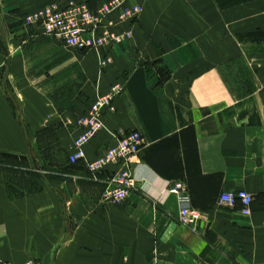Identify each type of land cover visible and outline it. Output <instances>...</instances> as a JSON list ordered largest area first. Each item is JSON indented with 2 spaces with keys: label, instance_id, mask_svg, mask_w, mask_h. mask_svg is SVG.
I'll list each match as a JSON object with an SVG mask.
<instances>
[{
  "label": "crops",
  "instance_id": "crops-1",
  "mask_svg": "<svg viewBox=\"0 0 264 264\" xmlns=\"http://www.w3.org/2000/svg\"><path fill=\"white\" fill-rule=\"evenodd\" d=\"M235 1L134 0L141 15L123 26L130 39L107 53L111 64L101 69L104 51L77 52L37 33L9 35L14 15L38 5L0 0V155L30 158L32 139L37 147L46 132L72 153L79 117L114 82L122 92L104 117L105 130L85 147L87 159L128 131L144 138L129 169L111 165L92 176L82 162L59 163L51 175L39 170L47 177L18 197L0 172V259L264 264V65H252L254 47L264 61V0ZM222 58L232 65L243 60L255 91L241 99L251 106L243 120L211 131L209 115L199 111L236 103L231 93H215L237 87L221 85ZM152 62L168 72L162 83ZM127 169L135 184L127 200L119 206L103 200L108 177ZM177 181L186 183L200 214L194 230L178 221V201L167 193ZM238 191L253 198L248 216L239 202H219Z\"/></svg>",
  "mask_w": 264,
  "mask_h": 264
},
{
  "label": "built area",
  "instance_id": "built-area-1",
  "mask_svg": "<svg viewBox=\"0 0 264 264\" xmlns=\"http://www.w3.org/2000/svg\"><path fill=\"white\" fill-rule=\"evenodd\" d=\"M130 0H109L93 11L78 0H68L62 3L51 4L43 10L30 14L25 18L26 23L36 24L44 34L52 35L63 44L77 49L87 47L110 48L114 44H119L124 39L125 33L115 34L114 30L122 22L134 21L140 11L137 5H129ZM113 15H118V19H112ZM106 19L107 25H102ZM105 29V30H104ZM89 36V38H84ZM116 37V38H115ZM108 57L103 60V64H109ZM121 87L112 85L106 94L97 96L89 106V109L82 115L77 124L80 135L74 142V153L70 155V163L85 164L86 170L96 176L106 170L108 166L115 162L125 164L130 157L137 155L144 139L137 131H128L117 138L115 145L105 149L93 160H88L84 153V146L104 128L103 116L114 110L113 99L120 94ZM107 184L103 190V200L116 206L122 205L133 189L134 180L128 170L119 171L108 177ZM168 194L176 197L179 204L178 221L193 230L197 226L200 218L199 212L192 206L191 196L185 182L177 181L171 185ZM253 198L244 191L223 193L219 202L230 207L240 203L243 207L242 213L250 215V206ZM0 264H12L0 259ZM24 264H42L35 259H29Z\"/></svg>",
  "mask_w": 264,
  "mask_h": 264
},
{
  "label": "rangeland",
  "instance_id": "rangeland-1",
  "mask_svg": "<svg viewBox=\"0 0 264 264\" xmlns=\"http://www.w3.org/2000/svg\"><path fill=\"white\" fill-rule=\"evenodd\" d=\"M33 1L35 2V4L38 5V8H36V10H34V11L27 12V13H24L21 15H14L13 23H11V25H9V30H10L9 35L13 34L14 36H25L27 34H36L37 33L40 36L50 37V38H53L54 40L58 41V39L54 38V36L44 34L38 25H36V24H29L28 25L25 21V18L30 14H33V13H36V12L43 10V8L47 7V4L49 2L61 3L62 1H68V0H42V1L41 0H33ZM78 1H80L81 3H83L84 5L89 7L91 11H93L94 9H97L98 6L100 7L102 4H104L105 2H107L109 0H78ZM131 1L132 0H130V2ZM239 1L243 2L245 0H236L235 3L236 4L241 3ZM135 5L139 6L138 4H135ZM254 11H256V10H254ZM140 15H141V8H140V11H139L137 18L134 20L135 22L132 21V23H129V24H127V23L123 24L124 23L123 22V23L117 25V28L114 30L115 31L114 33L117 34V33L122 32V33H125V36H126L124 39H122V43L124 41H126V39L127 40L130 39V36H131L129 34L130 31L124 30L123 26L128 25L129 27H131V25L138 22ZM240 17H241V15H240ZM240 17H238V19ZM31 32H33V33H31ZM258 42H256V43L253 42V43H254V45H258V46L261 45V42H259V43ZM3 44H4V40H2V41L0 40V47L1 48H3ZM59 44L67 46V45L63 44V42L59 43ZM238 44H240V42H238ZM117 45H120V43L116 44V45L114 44V46H112V48H114ZM4 46H5V44H4ZM67 47L72 48L73 50H75L77 52H83V51L87 50V48H82L79 50L75 47H70V46H67ZM254 48H256V49H254V52H253L254 54H253L252 65L254 67L257 65H264V61H263V63H261L262 58L260 57L261 56V52L259 51L260 49H258V47H254ZM103 49L105 51L103 54L110 53V51H111V47L110 48H103ZM107 49H108V52H106ZM240 61H243V60L238 59L236 61L237 64L234 63L235 65L233 64L234 65L233 66L232 63H230L228 61V59L224 60V58H222L221 64H222V68H224V70L220 73L221 85L228 86L232 82H235L234 84H236L237 87L236 88H230V89L221 88L219 90H215L216 91L215 93L216 94L219 93L220 97H228L229 93H231L236 98V103L231 104V105L218 104L216 106L208 107V108H205V109H202L199 111L200 114H203L205 116L209 115V118H207L206 120L210 124L209 130H211V131L221 130L226 125H230V124H233L239 120H243L245 118L246 114L250 113V107H251L250 103H246L245 101H242L241 99L246 97V96H250L255 91L254 86L253 85L251 86V84H253L254 80H256V79L254 77L255 75H252L251 73H246L245 66ZM110 64H111V62L107 66H109ZM150 67H152L153 76L157 79L158 83H160V82L162 83L163 80L166 79V77L168 75V72H166V69L159 66V64L157 62L150 63ZM229 70H231V72ZM116 84H118L121 87L119 82H114L109 86V88L112 85H116ZM109 88L107 89V91L109 90ZM121 92H122V87H121ZM121 92H120V94H121ZM189 92H190V90H189ZM193 93L196 94L198 92H196V90H194ZM104 94H106V92L101 93V96ZM204 95L205 96L213 95V90H205ZM90 105H91V102H90L89 106ZM105 115L103 116V121H104ZM103 130H105V124H104V128L102 130H100L97 133V135L99 133H101ZM132 131H134V130H132ZM95 137L91 138L90 141L86 144V146ZM33 141H35V140L32 139L31 144L33 146L32 148L34 149V152L31 153L30 158H27V157L26 158H20V157L18 158L15 156L0 155V172H2L4 174V178L8 182V186L12 189V191H13L12 195L14 197H18V195L21 194L23 191H26V192L35 191L36 188L38 187L39 180L45 179L47 177L46 176L47 174L51 175L54 172H56L55 170L58 168L59 163L65 162L69 165H74V164L70 163L71 153L66 152L64 150V148L62 147V146H64L63 145L64 143L62 142L61 146H58V145L55 146L53 144L54 143V136L49 135L48 132H46L44 137L40 136L38 138V143H37L38 148L35 146V144H33ZM135 156L136 155L127 159L125 164L122 162H115V164H113V165H121V166H123V168L129 169L130 168L129 167L130 161ZM42 163H45L44 166H46V167H44V168L39 167V166H41ZM39 170H43L44 172H46V175H43L42 173H40L41 171H39ZM111 175H113V174H111Z\"/></svg>",
  "mask_w": 264,
  "mask_h": 264
},
{
  "label": "bare ground",
  "instance_id": "bare-ground-1",
  "mask_svg": "<svg viewBox=\"0 0 264 264\" xmlns=\"http://www.w3.org/2000/svg\"><path fill=\"white\" fill-rule=\"evenodd\" d=\"M62 2H64V1H62ZM62 2H61V3H62ZM48 4L51 5V4H54V2H49ZM48 4H47V6H49ZM132 4L135 5V4H137V3H134V0H132L131 2H129V5H132ZM112 19L117 20V19H118V15H113V16H112ZM134 22H135V21H134ZM122 23H123V22H122ZM126 23L129 24V23H132V22H126V21H125L123 24H126ZM102 25H104V26L107 25L106 19L103 21ZM84 38H85V39H86V38H89V36H85ZM57 42H58V43H62L60 40H58ZM121 43H122V42H121ZM121 43H120V44H121ZM111 49H112V47H111ZM87 50H95V51H97V52H102V51H104V49H103L102 47H97V48H96V47H87ZM104 52H105V51H104ZM106 52H108V49L106 50ZM107 56H108L107 54L101 55V60H100V68H101V69H104V67H106V66L108 65V64H103V60L106 59ZM108 58H109V60H110V62H111V59H110L109 56H108ZM106 92H107V91H106ZM119 95H120V94H119ZM119 95H117V96L113 99V102H112L113 104H114L115 100L117 99V97H118ZM97 96H101V94H97V95L94 97V99L91 101V103L95 100V98H96ZM81 117H82V116L79 117L77 124L79 123ZM79 135H80V134H79ZM77 138H78V137H77ZM77 138H76V139H77ZM76 139H75V140H76ZM85 147H86V146H84V148H83L84 153H85ZM73 153H74V146H73V150H72L71 155H72ZM85 155H86V154H85Z\"/></svg>",
  "mask_w": 264,
  "mask_h": 264
}]
</instances>
